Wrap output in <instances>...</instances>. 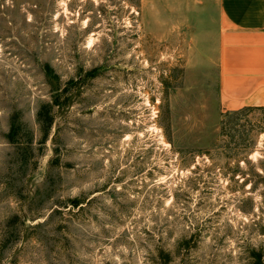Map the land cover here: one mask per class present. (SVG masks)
Instances as JSON below:
<instances>
[{
	"label": "rangeland",
	"instance_id": "1",
	"mask_svg": "<svg viewBox=\"0 0 264 264\" xmlns=\"http://www.w3.org/2000/svg\"><path fill=\"white\" fill-rule=\"evenodd\" d=\"M144 20L0 0V264L264 261V108L224 111L184 33Z\"/></svg>",
	"mask_w": 264,
	"mask_h": 264
},
{
	"label": "crops",
	"instance_id": "2",
	"mask_svg": "<svg viewBox=\"0 0 264 264\" xmlns=\"http://www.w3.org/2000/svg\"><path fill=\"white\" fill-rule=\"evenodd\" d=\"M156 37L182 31L187 66L217 72V99L226 112L264 108V0H141Z\"/></svg>",
	"mask_w": 264,
	"mask_h": 264
},
{
	"label": "trees",
	"instance_id": "3",
	"mask_svg": "<svg viewBox=\"0 0 264 264\" xmlns=\"http://www.w3.org/2000/svg\"><path fill=\"white\" fill-rule=\"evenodd\" d=\"M55 92V96L53 97V103L55 106H57L58 108H61L63 105L62 104H57L56 102L59 101V97L61 95V91L59 88V85L56 87V89H54ZM43 140H46L48 135H47V131L43 130ZM76 206H79V204H76ZM252 264H264V261H262L261 255H254L253 256V263Z\"/></svg>",
	"mask_w": 264,
	"mask_h": 264
}]
</instances>
